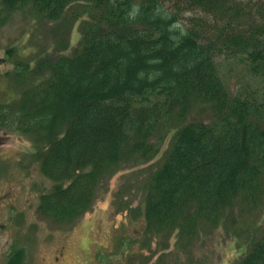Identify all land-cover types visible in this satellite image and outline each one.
Wrapping results in <instances>:
<instances>
[{"label":"trees","instance_id":"1","mask_svg":"<svg viewBox=\"0 0 264 264\" xmlns=\"http://www.w3.org/2000/svg\"><path fill=\"white\" fill-rule=\"evenodd\" d=\"M12 13L53 39L25 63L7 51L12 94L0 102V131L28 139L52 183L40 217L73 223L167 137L143 186L145 234L192 240L219 225L245 228L243 217L261 212L264 101L255 87L230 91L218 60H239L264 91V0H0V26ZM252 227L234 264H264V225ZM22 258L16 251L7 264Z\"/></svg>","mask_w":264,"mask_h":264},{"label":"rangeland","instance_id":"2","mask_svg":"<svg viewBox=\"0 0 264 264\" xmlns=\"http://www.w3.org/2000/svg\"><path fill=\"white\" fill-rule=\"evenodd\" d=\"M30 19L20 13L7 14L0 26V102L12 94V78L5 75L14 69L15 57L25 63L53 41L48 27H36ZM79 24L69 29L65 55L77 46ZM7 51L15 52L14 60ZM218 65L230 91L255 87L258 99L264 101L260 79L239 60L222 57ZM168 141L169 137L148 163L116 173L89 212L61 225L37 213L39 198L52 183L32 158L31 142L18 133L0 131V264H7L16 251L23 253L21 264H234L249 245L245 230L252 225L254 231L260 230L264 225V207L254 218L243 217L245 228L219 225L197 232L192 240L179 238L176 232L145 234L143 186L161 165Z\"/></svg>","mask_w":264,"mask_h":264},{"label":"water","instance_id":"3","mask_svg":"<svg viewBox=\"0 0 264 264\" xmlns=\"http://www.w3.org/2000/svg\"><path fill=\"white\" fill-rule=\"evenodd\" d=\"M3 63V60L2 59H0V65Z\"/></svg>","mask_w":264,"mask_h":264},{"label":"flooded vegetation","instance_id":"4","mask_svg":"<svg viewBox=\"0 0 264 264\" xmlns=\"http://www.w3.org/2000/svg\"><path fill=\"white\" fill-rule=\"evenodd\" d=\"M56 261H58V259H56Z\"/></svg>","mask_w":264,"mask_h":264}]
</instances>
